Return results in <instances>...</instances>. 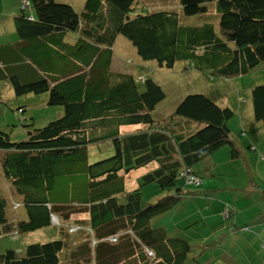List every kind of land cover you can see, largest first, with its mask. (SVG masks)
<instances>
[{
    "label": "trees",
    "instance_id": "16d2710c",
    "mask_svg": "<svg viewBox=\"0 0 264 264\" xmlns=\"http://www.w3.org/2000/svg\"><path fill=\"white\" fill-rule=\"evenodd\" d=\"M141 2L83 0L77 9L65 0H30L13 13L18 38L0 41V80L15 94L48 92L47 102L62 105V113L43 125L28 122L21 139L0 127L2 170L21 195L12 207L26 209V218L8 221L0 199V234L53 225L57 236L8 247L0 264L198 260L195 244L151 218L193 193L181 183L182 169L197 174L192 164L224 144L231 158L239 156L228 125L236 107L209 87L186 92L162 112L157 106L166 93L159 81L113 67L117 41L127 38L142 58L160 65L206 66L212 79L229 78L264 63V0H179L177 7L146 9ZM203 12L204 20H180L182 13ZM250 87L254 116L264 125V81ZM17 109L23 112L24 104ZM151 161L155 167L129 188L128 173ZM146 182L163 194L145 200ZM77 211L87 215L71 229L67 219ZM251 221L232 225L248 228Z\"/></svg>",
    "mask_w": 264,
    "mask_h": 264
},
{
    "label": "rangeland",
    "instance_id": "374dc122",
    "mask_svg": "<svg viewBox=\"0 0 264 264\" xmlns=\"http://www.w3.org/2000/svg\"><path fill=\"white\" fill-rule=\"evenodd\" d=\"M14 1L0 0V7L10 5ZM65 1L72 3L77 9L83 3V0ZM141 1L144 9L177 7L180 5L179 0ZM26 2L29 3L30 0H20L16 9ZM26 8L30 9V7ZM0 15L2 14L0 13ZM206 16L207 14H204V12L191 15L182 13L180 20L188 22L195 19L201 20ZM2 19L0 41L17 39L16 32L11 33V28L7 27L8 24H11L9 15ZM120 38L116 45L113 67L136 74L150 75L159 81L166 95L157 108L161 107V111L164 113L171 111L178 99L186 92L190 90L207 91L205 83H210L213 88L217 87V89H220L224 93L220 100L233 105L240 101L238 99L239 95L241 96L248 92L246 86L249 85L247 83H249L250 79L258 82L264 81V65H262L264 63L257 65L253 71L246 73L247 75L242 78L240 77L243 74L229 78L215 75L214 79H212L206 66L180 67L178 61L172 67L160 65L155 59L142 58L127 38L123 36ZM5 82V80H0V89H3L2 93H0L4 99L0 103V127L6 129L12 139H21L27 136V128L31 127L27 124L28 122L32 121L33 126L43 125L48 120L62 113V105L47 102L48 92L15 94L14 92L12 93L9 87L4 85ZM239 82L243 86H240ZM20 104H24L25 109L23 112L17 109ZM231 118L232 122H234L233 126L238 127L240 113L236 111ZM133 126L138 125H124L122 128L129 129ZM248 133L252 132L249 130ZM243 137L246 138L247 136L244 135ZM247 140L244 139V143ZM245 146L247 153L239 157L231 158L229 145L225 144L202 160L194 162L192 167L201 177V181L188 182L181 179V183L184 182V188L193 191V193L182 196L174 204L173 208L166 213L154 215L151 218L152 224L164 225L170 235L182 236L191 243H197L194 245V253L199 254L197 256L198 260H191L181 264H242L246 261L251 264L250 260L254 264L263 263L259 259L263 257L262 254L264 252L261 254V251L264 248L261 245L259 247L258 243L250 246L243 230L239 229L241 234L236 235L235 226L232 225L233 222L243 224L251 219V214L256 211L257 203H253V207L250 204L247 211L245 208H240L247 200V197L252 195L254 200H259V206L264 207V168L263 163L258 160L259 156L262 158L264 156L258 151L250 150L247 144ZM90 151L97 155L98 147L93 146ZM1 156L2 150H0V199L3 198L5 201V216L8 221H13L16 218H26V209L23 204L17 208L12 207L11 201L13 199L21 200V195L15 190L10 179L4 175L1 166ZM149 163L144 166L148 168ZM138 169L133 168L127 175L126 183L129 188L137 186L140 181L138 174L135 178L133 177V171L137 173ZM155 184V182H146L141 185L145 200L152 201V199L163 194L161 188H158ZM235 200L237 201L236 204H234ZM86 215V212H74L67 219L69 220L67 224L69 227H76L75 220ZM246 217H249L248 220H246ZM53 221L58 223L61 220L55 216ZM189 222L191 224H187ZM263 224L264 222L257 219L252 225L261 227ZM56 229L57 227L53 225L40 227L29 232H21L16 237L1 233L0 251L8 247H24L32 241H44L54 238L57 236Z\"/></svg>",
    "mask_w": 264,
    "mask_h": 264
},
{
    "label": "crops",
    "instance_id": "0c3cea01",
    "mask_svg": "<svg viewBox=\"0 0 264 264\" xmlns=\"http://www.w3.org/2000/svg\"><path fill=\"white\" fill-rule=\"evenodd\" d=\"M19 1L20 0H15L10 5H7V6L3 5L2 7H0V13L2 14V15H0V25H1V23H3L2 22V20H3L2 18H4L6 15H9V18L11 19V24L12 25L8 24L7 27L11 28V30H10L11 33H13L14 30H15L14 21H13L12 15L17 10L16 6H17V4H19ZM1 10H2V12H1ZM250 72H246V73H250ZM246 73H243V75H241L240 78H242L245 75H247ZM236 76H238V75H236ZM254 83H259V82L258 81H252V79H250L249 83H247L249 85L246 86V89H247L248 92H245L244 95H241V96L239 95L238 99L240 101H238L235 104H233V106L236 107L235 112L237 111V112L240 113L239 126L238 127L237 126H233L234 122H232V118L231 117L228 119V125L230 127L231 134L234 135V139H235L237 145L240 148L239 156H242L245 153H247L246 146H245L246 144H247V147L250 150L255 151V152L258 151L264 156V125H263V122L261 120H258V119L255 118L254 110H253V104H252V99H251V87L250 86L252 84H254ZM206 84L207 85H205V87L207 89L209 87H213L211 84H208V83H206ZM4 85L6 87H9V89L12 91V93L14 92L12 87H11V85L9 84V82L7 80L4 83ZM239 85L243 86L241 82H239ZM213 89H217V87H214ZM2 90L3 89H0L1 93H2ZM1 93H0V95H1ZM1 97H2V95H1ZM233 130H235V131H233ZM249 130L252 133L249 134L248 133ZM244 135H246L247 137L246 138L243 137ZM244 139H248L246 143H244ZM239 156H237V157H239ZM259 157L260 158L258 160L263 163V168H264V157L263 158L261 156H259ZM151 162L152 163H149V167L148 168H146L145 166L139 168L138 169L139 173H138V171H137V173H135V171H133V177L135 178L137 174L139 175L140 173L145 172L146 170H149V169L155 167L156 162H154V161H151ZM258 202H259V200L258 199L254 200V197L251 195V196L247 197V200L240 206L241 209L245 208L246 211H247V209L249 208L250 204H251V207H253V203H257V205H258V207L255 209L256 211H254V213L251 214L252 221L250 223V227H248V228H238V227H236L235 228V233H236V235L241 234L239 232V229H242L243 233L246 234L245 237H246V240H247L248 244H250V246H252V245H257V243H258V246L260 247V245H261V238L260 237L264 236V224L261 227L260 226L259 227H255V226H258V225H252L255 222L254 220H256V218L258 220L260 219V221L264 222V207H260ZM236 203H237V201L235 200L234 204H236ZM248 218L249 217H246V220H248ZM187 224H191V223L189 222ZM195 244H197V243H195ZM262 252H264V249H263V251H261V254H262ZM262 255H263V257L260 258L259 261L262 260L263 263H260V264H264V253ZM250 261H251V264H254V263H252V260H250ZM239 262H242V261H239ZM242 264H249V263H248V261H246V262H243Z\"/></svg>",
    "mask_w": 264,
    "mask_h": 264
},
{
    "label": "built area",
    "instance_id": "2783aa9c",
    "mask_svg": "<svg viewBox=\"0 0 264 264\" xmlns=\"http://www.w3.org/2000/svg\"><path fill=\"white\" fill-rule=\"evenodd\" d=\"M24 4L26 5L27 3H24ZM180 175L183 176L184 180L188 181V182H198V181H200L199 176L195 172L190 170L188 167L182 169L180 171ZM53 218H54V216H53ZM75 228L76 227H71V229H75ZM149 253H151V252H149Z\"/></svg>",
    "mask_w": 264,
    "mask_h": 264
},
{
    "label": "clouds",
    "instance_id": "9594fccd",
    "mask_svg": "<svg viewBox=\"0 0 264 264\" xmlns=\"http://www.w3.org/2000/svg\"><path fill=\"white\" fill-rule=\"evenodd\" d=\"M26 3L28 4V2H26ZM27 4H26V5H27Z\"/></svg>",
    "mask_w": 264,
    "mask_h": 264
}]
</instances>
